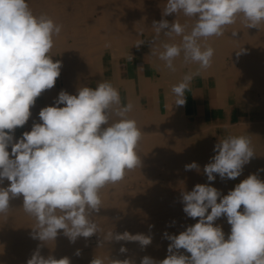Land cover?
<instances>
[{
    "label": "clouds",
    "instance_id": "9594fccd",
    "mask_svg": "<svg viewBox=\"0 0 264 264\" xmlns=\"http://www.w3.org/2000/svg\"><path fill=\"white\" fill-rule=\"evenodd\" d=\"M181 13L194 20L190 32L176 20L153 22L158 35L167 29L164 36L181 37L179 43H162L159 59L171 71L181 56L186 64L207 69L214 49L201 41L223 35L238 17L246 27L258 28L264 23V0H166L162 16ZM61 31L62 25L47 13L35 14L27 0H0V184L10 182L0 187V215L12 209L11 199L22 196L23 211L36 222L32 238L46 245L55 241L58 230L72 242L100 233L91 214L102 208L101 190L141 166L137 148L142 130L128 115L133 105H122L119 90L108 81L79 87L75 95L62 90L55 106L39 111L42 123H34L13 142L15 129L28 122L37 98L52 89L61 74V61L50 54ZM243 52L237 51V56ZM196 74H185L172 86L175 105L186 103L185 92ZM214 151L217 154L203 169L209 182L216 179L214 174L221 180L236 179L255 156L247 136L220 139ZM193 169L200 171L195 162L185 165L186 171ZM182 203L184 213L198 222L178 235L165 232L170 241L167 257L158 261L145 256L140 264H264V181L256 174L223 196L210 184H197L182 193ZM222 216L231 226L227 239L215 224ZM106 238L145 247L152 242L151 236L127 231L108 232ZM27 264H70V260L45 258L38 246ZM91 264L104 261L94 258ZM113 264L134 262L113 260Z\"/></svg>",
    "mask_w": 264,
    "mask_h": 264
},
{
    "label": "bare ground",
    "instance_id": "6f19581e",
    "mask_svg": "<svg viewBox=\"0 0 264 264\" xmlns=\"http://www.w3.org/2000/svg\"><path fill=\"white\" fill-rule=\"evenodd\" d=\"M27 2L35 14L47 13L57 24L62 25L60 34L67 36L66 44L72 42L71 45H67V49L72 52L73 60L79 67V72L83 74L81 73L80 81L72 82L73 84L65 89L71 95L77 94L79 87H92V84L85 80L86 61L83 53L85 47L90 46L98 60L101 38L93 35L89 37L90 29L99 28L109 36L125 40L139 37L140 32L145 29L156 30L153 22L162 19L167 20L169 24L178 21L186 26V32H190L194 24L192 18L182 13L162 16L166 0H27ZM164 31L167 29L150 41V48L156 49L157 55L163 51L162 43H179L181 40L178 36L172 38L164 36ZM201 43L214 49L211 67L207 69H199L197 64H186L181 56L174 61L175 71H171L164 66L158 55L157 67L159 66L162 71L164 84L171 88V85L181 82L185 74L198 72L202 76H214L216 80L231 77L242 92L251 89L261 94L264 99V23L258 28H248L242 18L238 17L234 24L224 28L223 35L211 37ZM60 48L66 47H61L55 42L50 54L59 53ZM242 49L250 56L247 57L245 54L246 58H241L237 63L234 56ZM119 50L121 51V48ZM228 58L232 61L226 63ZM171 89L168 93L169 100L175 96ZM243 97L245 96L241 98ZM175 102L169 105L171 110L167 115L157 113L151 116L141 110L138 103L128 113L142 130V139L137 148L141 166L127 173L131 178L137 177L142 180L145 187L140 188L142 191L138 193L129 191L125 193L131 189L124 188L122 193L121 188L125 186L123 185L125 182L120 181L107 186L108 192L101 193L102 208L98 213L91 214L101 229L100 233L87 238L78 237L72 242L63 234V230H58L55 241L43 244L32 238V228L36 222L23 211V197L20 196L10 200L12 209L6 215H0V264H27L38 246L45 258L49 255L56 259L67 257L70 264H91L94 258L103 259L104 264H113V260L125 259L140 264L145 256L158 261L163 260L168 255L167 249L170 244L164 233L178 235L188 226L198 222V218L192 219L184 213L183 192L192 191L197 184H210L223 196L234 190L235 186L250 174H256L264 181V132L259 134L256 128L243 135L250 139L255 156L243 167L242 174L236 179L224 180H221L218 174H214L216 179L209 182L203 171L204 166L212 162V158L217 154L214 151L215 145L227 136L211 125L189 128L181 113L183 109L176 107ZM46 106H55V100L32 109L31 128L34 123H42L38 114ZM8 150L11 154V145ZM193 162L199 166V172L195 169L185 170V165ZM134 180V184L136 181L138 183L136 178ZM9 183L5 179L0 187H8ZM215 224L222 227L227 239L231 226L227 223L226 217L217 219ZM112 231L114 234H122L125 231L132 235L144 234L151 236L152 242L145 247L136 241L114 239L108 241L107 233ZM121 247L127 251L121 252ZM77 251L79 255L76 254ZM180 252L190 255L183 249Z\"/></svg>",
    "mask_w": 264,
    "mask_h": 264
},
{
    "label": "crops",
    "instance_id": "0c3cea01",
    "mask_svg": "<svg viewBox=\"0 0 264 264\" xmlns=\"http://www.w3.org/2000/svg\"><path fill=\"white\" fill-rule=\"evenodd\" d=\"M157 36L156 30L152 29L142 30L138 37L139 41L134 38L124 40L105 33L100 39L101 49L98 60L90 46L84 49L85 80L91 83L92 87H95L98 82H111L119 90L122 105L132 103L135 108L138 103L139 108L151 116L157 113L167 115L171 110L169 105L174 104L176 98L173 95L172 100H169L168 93L172 85L170 88L162 82L163 74L160 67H157V51L150 48V41ZM71 44V41L69 44L59 43V46L66 48H60L59 53L51 54L54 55V61H61V74L55 86L45 90L37 98L35 105L30 109L31 113L34 107L56 100L62 90L65 91L74 81H80L83 73L79 72L72 52L67 49ZM214 78L211 75L193 77L185 92L186 103L182 107L176 106L184 110H181V113L185 119L200 126H215L218 128L217 131L225 136L233 134L243 136L249 130L264 124V99L261 94L251 89L242 92L231 77L219 80ZM240 96L245 97L243 99ZM25 131H31V116L23 127L15 129L13 142L18 141Z\"/></svg>",
    "mask_w": 264,
    "mask_h": 264
},
{
    "label": "rangeland",
    "instance_id": "374dc122",
    "mask_svg": "<svg viewBox=\"0 0 264 264\" xmlns=\"http://www.w3.org/2000/svg\"><path fill=\"white\" fill-rule=\"evenodd\" d=\"M89 37H93V36H95V37H103L104 35H105V33H104V31H102V30H100L99 28L98 29H95V28H92V29H90L89 30ZM95 34V35H94ZM93 35V36H92ZM67 36H65V35H63V34H59V36L58 37H55V42H57L58 44L59 43H64V42H66L67 40ZM135 40H137V39H139L138 37H135L134 38ZM68 42V41H67ZM245 54L247 55V57H249L250 55H249V53L248 52H244V53H242V54H240L239 56H238V58H237V55H235L234 56V58H235V61L237 62H239V60L241 59V58H246V56H245ZM230 61H232L230 58H228V59H226V63H229ZM237 62V63H238ZM198 75H200V74H196V75H194L193 77H195V76H198ZM202 76V75H201ZM184 120H185V122L187 123V126L190 128V127H202V126H200V125H198V124H196V123H193L192 121H190V120H188V119H185V117H184ZM259 128H261V129H259ZM259 128H257V133H259V134H263V133H261V132H264L263 130H264V124L263 125H261V127H259ZM246 132H248V130L246 131ZM244 134H246V133H244ZM243 134V135H244ZM230 136H236V135H230ZM133 177V176H132ZM136 178V180H138V183H137V181L135 182V184H134V179ZM133 178H131V176H129L128 175V173H126V175H125V177H124V179L122 180V182H125V184H123V185H125V186H123L121 189H123V192L122 193H124V188L125 189H133L132 191L131 190H126V192L125 193H128V191L129 192H134V193H138V192H140V191H142L140 188H142V187H145L144 186V183L142 182V180H140L139 178H137V177H133ZM130 181H133V182H130ZM128 182H129V184H128ZM128 184V185H127ZM136 186V187H135ZM137 187H139V188H137ZM106 189V190H105ZM136 189H138V190H136ZM143 189V188H142ZM107 191L108 192V190H107V186H106V188H104V190L102 189L101 190V193L103 194V193H105V192ZM168 213V212H167ZM167 213H166V215H167ZM93 239H95V238H92V240ZM91 245H93V244H95V243H90Z\"/></svg>",
    "mask_w": 264,
    "mask_h": 264
}]
</instances>
